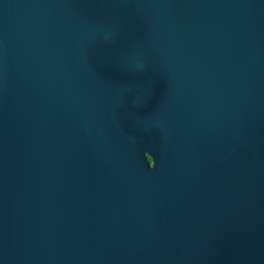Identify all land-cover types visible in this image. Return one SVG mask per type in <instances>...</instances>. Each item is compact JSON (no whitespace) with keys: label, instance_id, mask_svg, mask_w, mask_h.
Returning a JSON list of instances; mask_svg holds the SVG:
<instances>
[{"label":"water","instance_id":"95a60500","mask_svg":"<svg viewBox=\"0 0 264 264\" xmlns=\"http://www.w3.org/2000/svg\"><path fill=\"white\" fill-rule=\"evenodd\" d=\"M0 264H264V0H0Z\"/></svg>","mask_w":264,"mask_h":264},{"label":"clouds","instance_id":"9594fccd","mask_svg":"<svg viewBox=\"0 0 264 264\" xmlns=\"http://www.w3.org/2000/svg\"><path fill=\"white\" fill-rule=\"evenodd\" d=\"M154 169V168H153Z\"/></svg>","mask_w":264,"mask_h":264}]
</instances>
